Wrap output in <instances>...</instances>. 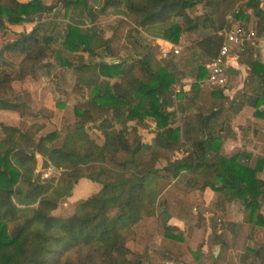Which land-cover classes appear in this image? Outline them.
Returning a JSON list of instances; mask_svg holds the SVG:
<instances>
[{"label":"trees","instance_id":"obj_1","mask_svg":"<svg viewBox=\"0 0 264 264\" xmlns=\"http://www.w3.org/2000/svg\"><path fill=\"white\" fill-rule=\"evenodd\" d=\"M241 1L204 0L207 13L196 18L188 12L196 3L194 0H103L101 12L125 5L138 27L160 24L162 38L173 43H179L182 33L195 30L201 21L209 32L197 46L210 59L222 43L218 31L230 25L227 14L231 13L234 21H248L251 9L256 17L255 28L264 31V6L258 0H249L246 10H237ZM72 3L83 5L82 14L91 22L96 20L88 0H66V8ZM54 7L43 0H0V31L10 25L34 22ZM84 22L68 25L64 46L91 54L99 47L108 49L109 40L97 32L82 30ZM42 25L39 22L30 32H20L4 46L23 55L18 79L36 75V67L49 55L53 37L40 36ZM134 30L138 33L137 28ZM62 63L75 64L66 59ZM250 63L254 75L261 79L257 82L261 90L264 65L258 61ZM76 67L84 69L89 65ZM96 67L99 75L119 77L120 81L104 87L94 85L85 104L75 108L79 117L75 125L65 133L56 129L37 139L41 123L2 125L0 264H154L148 254L149 243L161 197L155 182L159 174L155 162L163 151L181 150L184 135L190 142L186 156L165 169L175 178L184 171L196 176L186 195L203 202V192L209 187L225 200L241 201L246 222L264 227V179L259 177L264 158L244 151L224 153L222 138L212 130L211 122L219 113L214 108L222 107L226 101L222 90L211 92L216 105L210 113L198 111L184 117V130L183 126L173 127L177 116L170 105L178 78L167 62L146 52L119 62L102 60ZM199 69L198 80L207 74L204 65ZM14 80L9 72L0 69V85L12 88ZM178 93L193 103L204 95L198 82L192 83L189 91L181 88ZM261 93L253 105L255 115L264 119V90ZM0 109L16 111L23 117L29 106L26 102L0 99ZM96 120L100 121L97 128L104 136L103 143H98L88 131V123ZM133 121L145 127L154 124L151 142L145 141L135 126H129ZM120 154L125 157L119 159ZM38 155L43 157L44 166L52 163L62 169L57 180L36 176ZM82 178L99 183L101 188L79 202L70 217L54 216L52 211L62 199L72 196ZM162 226L165 237L184 241L178 227L169 224L165 217ZM209 239L221 246L220 259L228 250V240L217 231ZM250 251L245 260L264 264V244Z\"/></svg>","mask_w":264,"mask_h":264},{"label":"rangeland","instance_id":"obj_2","mask_svg":"<svg viewBox=\"0 0 264 264\" xmlns=\"http://www.w3.org/2000/svg\"><path fill=\"white\" fill-rule=\"evenodd\" d=\"M43 1L48 5L55 6L54 9L41 15L34 22L10 25L7 30L0 31V69L9 72L15 79L12 83V88H4L0 85V99H6L10 102H26L29 106V110H26L23 117L16 111L0 109V139L4 136L2 129L4 124L25 126L35 122L41 123L43 127L37 139L56 129L65 133L72 128L79 118L75 113V108L82 107L85 104L90 96L92 87L96 84L104 87L111 82L109 79H103L99 75L96 66L102 60L121 61L127 58H138L146 52L153 54L157 60H166L165 57L161 58V47L158 45L163 43L161 41L163 39V27L160 24L147 28L138 27L133 14L128 11L125 5L110 7L105 13H102L103 0H88V5L92 8V14L97 15L96 20L91 22L82 14L83 5L79 3H72L66 8V0ZM194 1L196 2L195 5L188 9L190 16H197V14L203 12L206 14L207 8L204 0ZM80 20L85 21L81 26L83 31L97 32L104 39L109 40L108 49L99 47L96 49L95 54H91L84 51L74 52L64 46L63 36L68 30V25L80 22ZM39 22L43 23L40 36L53 37V41L50 44L51 50L44 61L36 67V75L29 74L23 79H18L23 55L4 49V46L15 40L20 32H30ZM135 28L138 29V33L135 32ZM205 29L200 21L199 28L194 32L195 35L191 37L189 35V40L193 45L185 49H179L178 53L174 52L175 47H173L169 49V57L173 55L176 62H180L190 49H200L194 42L198 40L197 38H201L206 34ZM183 33H186V31ZM63 59L75 64H64L62 63ZM83 63L90 64L91 68L87 70L88 72L79 70L76 67ZM191 71L193 69L190 67L183 71L177 70L176 76L178 79H183L188 75L187 72L191 75ZM178 82V86H183L182 82ZM177 85L173 87V94L179 88ZM205 90L203 97L195 103L179 96L174 99L172 94L170 107L175 110L177 116L173 127L183 126L185 130L184 117L192 114L193 111H200L205 114L210 113L212 107L216 105L211 92L218 89L206 88ZM99 122V120L90 122L87 127L90 135L98 143H103L104 136L97 128ZM153 125L149 124V127H145L135 121L129 123V126H135L143 136V139L148 142L152 141L154 134ZM129 137L132 139V134ZM189 145L190 142L184 135L180 146L181 150L163 151L162 155L156 159L155 164L159 174L155 182L156 187L161 191V197L158 215L152 223L153 236L149 243L148 254H162L168 251L175 254L177 259L180 257L187 258L190 261L187 264H252L245 260V256L251 252L250 249H255L259 245L264 244V230L253 232L249 225L236 227L235 221H229V218L236 220L235 218L240 217L239 205H234L228 211L226 208L220 210L219 202L223 200L225 202L223 195L216 196L212 194L204 202L194 200L191 195L186 194L190 193L196 176L184 171L175 178L170 171L165 169L169 163L186 156L184 154ZM118 157L123 159L125 155L120 154ZM145 157L149 158L147 154ZM145 157L143 156V158ZM41 162L44 165L43 157L39 156L38 165ZM36 169H38V166ZM53 179L57 180V178ZM99 187L95 182L87 178L80 179L74 188L72 196L62 199L58 207L52 211V214L59 218L70 217L75 212L78 203L91 196ZM164 204L165 211L163 210ZM164 212H168L171 216L169 223L176 222L177 218L184 219V229L178 228L179 234L185 238L184 241L169 239L163 235L162 222ZM173 217L175 218L174 220ZM220 228L228 229V234L225 232L228 240L227 254L232 258V261H215L212 251L216 246L207 245L209 231L215 232ZM205 245L208 252L203 253V250H206L203 249ZM150 258L153 261L155 259L152 255ZM160 263L167 264V260L161 258Z\"/></svg>","mask_w":264,"mask_h":264},{"label":"crops","instance_id":"obj_3","mask_svg":"<svg viewBox=\"0 0 264 264\" xmlns=\"http://www.w3.org/2000/svg\"><path fill=\"white\" fill-rule=\"evenodd\" d=\"M247 1L243 0L237 4V10H246ZM205 12L197 14V16L191 17H198L201 15H204ZM250 16V19L248 21H234L233 15L231 13L227 14L226 18L229 21V26L233 24H242L247 25L249 28H255L256 27V17L253 14V11L251 9H248V13ZM204 26V25H203ZM227 26V27H229ZM199 28V27H198ZM196 28L193 31H186V33H182L179 43H173L171 41L162 39L163 43L160 45L161 48L160 51L162 53L161 58H166V60H162L163 62H167L169 67L177 73V70L183 71L184 69H188L189 67L193 69L191 71V75L187 72V76L183 79H178V81L183 83V86H178V89L181 90L183 88L185 91H189L191 89L192 83L199 82L200 80L197 79L199 68L202 65H206V63L209 61V58L204 54L202 50L199 48L190 49L186 55L183 57V59L180 62H176L175 57L171 55L169 57L170 50L173 47L178 49H185L188 47H191L193 43L189 40L190 37L195 35L194 32L197 31ZM224 28V27H223ZM206 30V34H208L209 30ZM219 32V31H218ZM204 35V36H205ZM188 36V37H187ZM203 36V37H204ZM201 38H197L194 42V44H197ZM180 51V50H179ZM258 61L264 65V46L260 45H248L246 46L242 51L238 53V58H232L230 60V64L227 66V78H228V85L227 87L222 90L223 94L226 96L225 104L222 107H215L214 109L219 110V113L215 119L212 120V130L214 133L219 135L222 138L223 141V151L226 154H234L239 151H244L246 153H252L254 156H261L264 158V119L261 117H258L255 115L256 108L254 107V102L261 95V89L257 85V82H259L261 79L259 76L254 75L252 71V65L250 62ZM108 62H119L117 60H111ZM85 64V63H83ZM88 64V63H86ZM89 67H85L83 70L84 72H88L91 68L90 64H88ZM98 69V68H97ZM86 70V71H85ZM189 71V70H188ZM99 72V71H98ZM103 79H109L111 82L109 84H114L116 82L120 81L119 77L114 78H107L102 75H100ZM178 78V77H177ZM181 87V88H180ZM203 89V92L205 94L206 88L201 87ZM61 93V92H60ZM200 100V99H199ZM171 109V107H170ZM212 109L210 110V112ZM198 111H193L192 114L196 113ZM208 114V113H207ZM223 114V115H222ZM218 116H220L218 118ZM218 118V119H217ZM131 123V122H130ZM154 127V125H153ZM154 136V134H153ZM41 157V155H38V157ZM259 177L264 179V169L262 172L259 173ZM91 181V180H90ZM93 182V181H92ZM97 186H100L97 191L101 188V185L97 182H95ZM96 191V192H97ZM94 192V193H96ZM93 193V194H94ZM219 196L220 194L213 191L211 188L207 187L203 192V202L208 199V196L211 195ZM239 205V218H235L236 220H233L232 218H229V221H235L236 227H246L247 225L250 226V228L253 230V232H258L259 230H264V227L257 226V225H251L246 222L245 220V209L244 205L241 201L237 199L232 200H225V202L221 201L219 202V209L222 210L224 208L228 210H231L233 206ZM261 212L264 215V201L262 205ZM175 218L173 217V220ZM171 225H175L180 229H184L185 222L183 219H176V222L169 223ZM214 231L210 230L208 233V239H207V245H215V249L212 251L213 258L215 261H232V258L228 256L227 251L222 254V257L219 259V255L221 252V246L214 243L209 239L210 234H212ZM218 233L223 234V237L227 240L225 232L228 234V229L220 228L217 230ZM252 241V240H251ZM228 242V241H227ZM172 245H174L172 243ZM130 247H132V243L129 244ZM178 249L179 246L177 245ZM181 249V248H180ZM203 249V253L208 252L207 246L205 245ZM155 257L154 261L155 264H161V258L167 260V264H187L190 263V261L185 257L176 258L175 254H149ZM194 255V254H193ZM195 257H197L195 255ZM183 258L187 261H183ZM235 259V258H234ZM236 260V259H235ZM177 262V263H176ZM142 264V263H141Z\"/></svg>","mask_w":264,"mask_h":264},{"label":"built area","instance_id":"obj_4","mask_svg":"<svg viewBox=\"0 0 264 264\" xmlns=\"http://www.w3.org/2000/svg\"><path fill=\"white\" fill-rule=\"evenodd\" d=\"M247 2L249 0H246ZM264 6V0H258ZM218 34L222 37V43L215 56L211 57L206 63V76L198 83L200 87L211 89H225L228 85L227 66L232 58H238V53L246 46L260 45L264 46V31L259 32L256 28H249L242 24H233L219 30ZM175 53L179 52L178 48L174 49ZM179 89H176L173 98L177 97ZM62 169L49 163L44 166L41 162L35 174L40 175L42 179L59 178ZM172 264V263H170Z\"/></svg>","mask_w":264,"mask_h":264},{"label":"water","instance_id":"obj_5","mask_svg":"<svg viewBox=\"0 0 264 264\" xmlns=\"http://www.w3.org/2000/svg\"><path fill=\"white\" fill-rule=\"evenodd\" d=\"M41 15H40V17H41ZM163 210L165 211V204H164ZM164 217H165V220H167V221H169L171 218V216L168 212H164Z\"/></svg>","mask_w":264,"mask_h":264}]
</instances>
